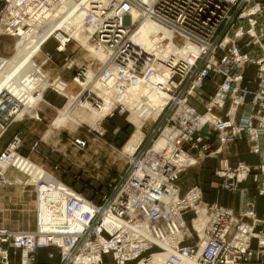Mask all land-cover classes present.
<instances>
[{"label": "built area", "instance_id": "2783aa9c", "mask_svg": "<svg viewBox=\"0 0 264 264\" xmlns=\"http://www.w3.org/2000/svg\"><path fill=\"white\" fill-rule=\"evenodd\" d=\"M66 2L3 0L0 35L18 40L42 33L58 19L52 14ZM134 4L140 6L134 0H90L82 6L86 9L83 25L109 55L98 79L129 69L132 83L151 80L163 92L167 102L158 118L150 121L161 122L159 137L150 148L129 157L130 166L116 187L117 194L99 203L67 186L55 187L45 180L31 183L36 189L48 185L60 193L65 197L63 205L57 200L48 202L47 223L45 213L38 210L37 231L1 227L0 264H13V256L19 257L17 264H36L38 252L46 249L57 250L59 262L52 264H105L108 256L115 264H151L156 254L164 253V264L193 259L200 264H264V231L257 230L264 218L258 217L254 198L246 193L236 213L206 202L199 186L182 195L178 184L181 174L200 161L193 163V156H214L223 147L245 140L261 162L252 167L227 160L215 175L230 192L238 191L253 176L257 195L264 198V0H155L147 12H139L169 30L171 39L163 40L162 46L171 43L185 51L183 56L176 51L163 61L145 52L138 59L147 71L127 66L136 51L142 52L133 41L134 31L123 22ZM51 39L57 43L56 52H67L69 37L58 33ZM70 58L66 57L69 69L75 65ZM248 66L255 67L257 88L253 91L244 86ZM84 74L85 69H80L76 79ZM50 89L64 92L54 86ZM24 98L0 93V137L13 123L24 120L20 116ZM111 100L110 116L114 110L131 115L117 94ZM162 136L169 145L159 151L155 144ZM76 144L85 147L87 142L78 139ZM20 147L16 136L1 153L0 163L8 162L28 175L15 166L19 158H25L18 152ZM0 174H4L2 168ZM188 214L191 225L185 218ZM57 256L48 255L50 259Z\"/></svg>", "mask_w": 264, "mask_h": 264}, {"label": "rangeland", "instance_id": "374dc122", "mask_svg": "<svg viewBox=\"0 0 264 264\" xmlns=\"http://www.w3.org/2000/svg\"><path fill=\"white\" fill-rule=\"evenodd\" d=\"M139 7L140 6L138 5V8ZM132 17L133 16L130 13H125V16L123 18L124 24H127V22H133ZM56 20H54V22ZM51 26H54V25L52 24ZM71 26L73 27L74 25H71ZM62 32L67 33V34H72V33L79 34L80 36L79 37L75 36L76 40L71 41V43L67 47V52L65 53L56 52L57 43L54 39H51L46 44V45H49L50 43V45L48 47L46 45L44 46L43 51L41 50V53L36 57L35 62L37 66L38 65L41 66L43 71L46 72L47 76H49L48 81H51L53 85H56L58 82H65L66 84L69 85V87L66 88V94L64 93L58 94L53 89H50V88L47 89L44 93V101L41 99L42 102L40 104V107L46 106V98H45L46 97L45 94H47L46 92L55 93L57 96L61 97L63 101L62 105L56 109L50 108L51 109L50 117L44 121L48 125V129H51V126H52L53 131L60 132V133L62 132L64 136V142L62 144H68L71 141L72 147L78 149L81 152V154L77 157L79 159L78 163H75L73 161L69 164L64 163L66 169L68 170L67 173L69 172V174L65 173V176H64L65 179H62V180L60 179L59 181L62 182L63 185L69 187L70 189L78 193H81L88 200L99 203L103 201L105 197L112 198L117 194L116 187L120 184L123 177H125L126 171L130 166L129 157L133 154L137 155L140 151H144L145 149H148L153 145V140H156L157 136L159 137L160 132H157V129L161 126V122L157 120L158 122H150V123H147V125L145 126L143 125L144 126L142 129V132L144 135L143 140L139 144L137 149L134 151V153L132 154H126L125 147L127 146L129 141L133 137V134L137 131V126H136L135 121L133 120L131 121L130 119L131 115H129L128 112L124 114H119V110H114L113 115L111 116L109 115L105 118H102L101 116L102 114H100V116L99 115L95 116L94 112H92L91 109L89 108H87V110H84L80 107H77L76 111L80 112V113L78 112L79 116L86 118L88 122H79V119L76 120L75 118L76 116L74 115H72L69 118L71 120H65L64 122H61L64 120V116H63L64 109L66 108L67 104L70 101L67 95L69 96L71 95L72 97L78 96L81 93V91H83L81 86L74 84L76 75L80 72V69H85V73L88 72V73L94 74L96 75V78H97V76H99V73L101 72V69H103L102 66L105 63V60H107L106 58L109 57L108 53L105 52L103 49H101L102 47H100L88 33H82V32L77 33L76 28H73L72 31L63 30ZM2 38H6L10 44H8V49L6 51V54L2 52V55L0 57L4 58V60L6 59L11 60L12 56L15 53V47L17 45V40L15 38L8 37L5 35L2 36ZM79 43L83 47L79 46ZM68 55H70L71 57L70 60L72 59L75 63V65H73L71 69L68 68L70 61H66V57ZM48 56H51V60L49 61H47ZM249 67H253L254 69H252L251 72H248ZM248 68H247V72H248L247 76L253 79L255 75V67L248 66ZM153 81H154V78H153ZM147 82L148 84H150L149 81ZM146 84L147 83L143 85H146ZM156 88L155 90L154 89L153 90L156 91L158 89ZM96 92L99 93L100 95L102 94L100 93L101 92L100 89L96 90ZM155 94L157 95V92H155ZM158 95L163 96L159 93ZM42 96H43V93H42ZM155 99H157V96H155ZM90 101L92 103L94 102V100L92 99ZM71 103H74V102H71ZM82 104H85L87 106L89 105L84 102ZM40 107L39 108L37 107L38 109L36 110L37 113L39 114V119L32 118L29 115H26L24 117V120L26 118H32L36 120L43 119L42 118L43 116L39 110ZM57 119H58V123L54 124L56 123L55 120ZM73 120L77 122V124H74ZM154 130H155V133H153ZM16 136H18L21 140V147L18 151L19 154L30 160L28 156L22 153V150H23L22 136L20 134H16L14 137ZM2 137L3 135H1L0 141ZM14 137L6 145V147L0 152V156H1V153H3L8 148L9 144L13 143ZM78 139L86 141L87 145L85 147L78 146L76 144V140ZM239 142L223 147L222 151L219 154H216L214 156H207L205 154H203L204 155L203 157L193 156L195 160H200V161L196 162V164L187 168L181 174L182 177H180L181 180H179L180 184L187 186L189 188L193 186H199V184H201L204 187L205 191L203 190L201 185L199 187H201L203 190L204 200L206 202L207 200H213V201L217 200L219 199V197H220V200H222L221 199L222 195L219 194V191H227V190L222 188V181H220L216 177L215 172L218 169L224 167L225 161L228 160L229 156H231V158H234V157L236 158L237 154L235 153L238 151H235V148L239 147V150L241 148L243 150L244 149L247 150L246 146L238 145ZM35 144H37V149L34 151L33 146ZM35 144L31 147V151L34 153H41L39 151V143L36 142ZM231 145L235 146L234 150L231 149L233 147V146L230 147ZM218 147H219L218 143L215 142L214 143L215 150H218L219 149ZM82 156H84V158ZM238 156L243 161L246 160L248 162H253L251 161L253 159L250 158L249 156L241 157V154H238ZM194 159H192L193 163H195ZM35 165L40 168L42 167L41 165H37V164ZM250 166L253 167V165H250ZM12 169L16 170L15 168H12ZM6 171L7 170L2 168V172H4V174L2 175L0 174L1 176L0 178L3 183L5 180L4 175ZM22 174L25 177L22 180L23 183L20 185L22 189L35 190L36 187H34L33 184L27 183L29 180H31L30 177H28V175L24 173ZM214 177L217 178L218 182ZM64 180L70 183L74 182V184L70 186ZM248 181L250 182V185L252 186L254 184L253 176H250L248 178ZM211 187L213 188L217 187V188L216 190H213L211 189ZM245 190L249 195L250 190L247 187H243V188L239 187L237 192H234V191L232 192V193H238L239 195H242L241 196L242 206L244 202L243 196L246 194ZM35 193L36 191L34 192V195ZM234 199H236V195L233 196V200ZM36 202L37 200L35 198L34 203L30 207L22 206V207H15V208L21 209V210H24V209L26 210L28 208L33 209L35 213V208L37 207ZM37 212H38V209H37ZM34 213L28 212V216L26 217H30V218L34 217ZM185 218H186L187 224L191 225V222H190L191 214L186 215ZM8 224H16V222H8ZM19 225H21L22 227H25V229L21 230V232L37 231L38 215H37L36 222L26 218V221L20 222ZM104 262L105 264H115L111 256L106 257L104 259ZM133 264H135V262Z\"/></svg>", "mask_w": 264, "mask_h": 264}, {"label": "bare ground", "instance_id": "6f19581e", "mask_svg": "<svg viewBox=\"0 0 264 264\" xmlns=\"http://www.w3.org/2000/svg\"><path fill=\"white\" fill-rule=\"evenodd\" d=\"M89 1L90 0H77L73 4V0H68V2H66L63 6H60L52 14L54 17L59 16L58 19L53 23L54 26L48 27L42 33L39 32L32 37L24 35L21 39L17 40L15 53L12 56V59H0V93H8L17 98L25 97V107L20 114L22 119L26 115L39 119V114L36 110L39 104L42 102L41 99L43 100L42 93L44 94V92L52 86L60 91H64L63 93L66 94V90L64 89L66 86L68 87V84L59 83L57 85H52L51 81H48L49 76H47L42 67L39 65L37 66L35 62L36 57L41 53L42 47L48 43L49 39L60 33L64 37H69L70 41H75V36L79 37V34H67L62 31H72L73 28H76L77 33H88L97 43L95 36L91 33V31L88 32V28L83 25L86 9L83 11L82 6H87ZM134 1H137V3H140L141 5L138 8V5L136 7L134 4V6L132 5V8L126 12L133 16V22H127V24L124 25L127 26L131 31H134L133 41L140 47L142 52L136 51L135 55L133 56L134 58L130 60L132 64H129L128 62L127 66H134V70L139 69L141 71H147L149 68L143 66L138 59L145 52L155 54L159 61H163V58L168 57L170 54H173L178 50H176V48L173 47L171 43L167 47L162 46L163 43L161 44V42H163V40L171 39L169 30L162 28L159 26V24L155 23L152 18L147 17V15L143 16L142 14L147 12L145 10L149 9L155 0ZM144 6H147V8L142 9ZM139 11L143 12L141 13ZM71 25L74 26L72 27ZM79 46L83 47L80 43ZM184 51L185 49H180L178 52L183 56ZM106 59L108 60V58ZM107 60H105L104 65L107 63ZM160 66V64H157V68H160ZM128 71L129 69L124 70L121 73L115 72L108 79L102 80L96 78V75L88 72L85 73L83 77H77L74 83L81 86L83 91H81L78 96L72 97L71 95H67L70 99V102L74 103H69L65 113L68 118L74 115L76 116V120L79 119L80 122H88L86 118L79 116L80 112L76 111V109L77 107H80L84 110L89 108L92 112H94L95 116H100V114H102V118H105L113 111L114 108L111 99L117 94L119 100L125 103L128 109L131 111L130 119L131 121H135L137 126V131L133 134V137L125 147V153L132 154L143 140L144 135L142 129L146 125L145 123H149L150 121L158 118L167 100L164 99L165 95L163 92H159L158 89L152 84L153 82H150V80V84H148V80L145 79L137 81L134 80L136 82L132 83V74H129ZM121 76L125 78L120 80ZM145 83L147 84L143 85ZM155 88L157 89L156 91H154ZM98 89H100V93H102L101 95L96 92ZM155 92H157V95ZM158 93L163 96H159ZM155 96H157V99H155ZM89 99L94 100V102L92 103ZM83 102L89 104V107L85 104H82ZM76 123L77 122L74 121V124ZM1 133L2 130H0V134ZM168 145L169 143L166 136H162L155 144V149L161 151ZM15 166H19L21 169L27 172L28 177L31 179L27 183L35 184L38 183L39 180H45L55 187L65 186L61 184V182L53 175L49 173L47 174L44 169L36 166L29 159L19 158V160L15 162ZM0 167L5 170L7 168H13L8 162L0 163ZM4 183H8V181L5 180ZM51 189L52 188L48 185H44L41 189L40 187L37 189V208L38 210L45 213V223L48 222L46 217L48 212V202L50 200H57L62 206V202H64L63 199L65 198H63L60 193L51 191ZM166 258L167 254L165 253L156 254L152 258L151 264H164ZM185 264L200 263L199 261L193 259L187 261Z\"/></svg>", "mask_w": 264, "mask_h": 264}, {"label": "crops", "instance_id": "0c3cea01", "mask_svg": "<svg viewBox=\"0 0 264 264\" xmlns=\"http://www.w3.org/2000/svg\"><path fill=\"white\" fill-rule=\"evenodd\" d=\"M3 6V0H0V10ZM9 41L6 38H2L0 36V50L1 52L6 54V51L8 49ZM46 45V44H45ZM44 45V46H45ZM50 45V43H49ZM49 45H46L47 47ZM42 47V51L43 48ZM53 47V45H52ZM248 72H251L253 67L248 68ZM247 72V75H248ZM246 75V79L244 82V86L248 87L251 91L255 90L257 88V83L255 82V75L254 78H250ZM75 84V83H74ZM69 87V85H68ZM208 90L211 91L210 87H208ZM45 93V92H44ZM46 106L40 107V104L38 108L40 107V112L42 114V118L40 120L32 119V118H26L24 121H19L13 123V125L3 134V137L0 141V152L6 147V145L12 140V138L16 134H20L23 138V150L22 153L30 158L32 162H34L37 165H41L42 169H44L47 173L53 175L57 180L65 179V173H67V169L64 165V163L69 164L72 161L75 163H78V156L81 154V152L72 147L71 141L68 144H62L64 142V136L62 132H55L52 129H48V125L45 123L44 120H47V118L50 117L51 109H56L60 107L63 103L61 97L57 96L55 93L46 92ZM251 97L248 96V100ZM43 101H44V94H43ZM69 103H71L69 101ZM67 104V106L69 105ZM66 106V108H67ZM37 108V109H38ZM66 108L64 109V120L61 122H64L65 120H71L66 116ZM57 124L58 119L55 120ZM80 122V121H79ZM77 124V123H76ZM39 143V151L41 153H34L31 151V147L35 143ZM237 145V144H236ZM238 145H244L247 147V150H243L242 148L239 150V147L235 148L237 154L236 158H231L229 156L228 160L231 164L237 163V162H245L249 165L256 166L261 162V158L257 155L251 154L249 151V144L247 141H241L238 143ZM233 146V147H232ZM231 149L234 150V145H231ZM229 149V150H231ZM238 154H241V157L249 156L252 158L253 162L243 161L240 159ZM84 158V156H82ZM239 157V158H238ZM80 167V166H79ZM78 167V168H79ZM6 173L4 175V179L8 181V183H3L0 178V228L6 227L14 231H21L24 230L25 227H22L19 225L20 222L26 221L27 219L37 221V207L35 208V213L33 209H29L36 198L37 205H38V193L37 189L35 190H26L22 189L20 186L23 182L22 180L25 178L22 173L12 169L7 168ZM79 172V171H78ZM69 174V172L67 173ZM1 177V176H0ZM182 177V175H181ZM215 178V177H214ZM217 180V178H215ZM181 180V179H180ZM68 185L72 186L74 182L70 183L64 180ZM218 182V180H217ZM62 183V182H61ZM217 184V183H216ZM196 185V184H194ZM198 185V184H197ZM201 184H199L200 186ZM219 185V184H218ZM179 186L181 188V194H185L189 187L181 185L179 181ZM202 186V185H201ZM217 186V185H216ZM247 187L250 190L249 196L255 199V208L256 212L259 218H264V198L259 197L257 195V187L254 183L252 186L250 185V182L247 180L244 183L240 185V188ZM203 190L204 187L202 186ZM217 188V187H216ZM216 188L211 187V189L216 190ZM22 189V190H21ZM26 190V191H24ZM28 191V192H27ZM36 191L35 195L34 192ZM205 191V190H204ZM237 192V191H236ZM244 193V192H243ZM245 193L246 190H245ZM219 194L222 195V200H207L209 203H218L219 205L229 207L233 209L236 213L240 211L242 208V199L241 196L238 193H232L230 191H219ZM248 194V193H247ZM236 195V199L233 200V196ZM36 205V206H37ZM14 208H12V207ZM22 206H28V209H17L15 207H22ZM9 207V208H7ZM28 212H33L34 217H26L28 216ZM8 222H16V224H8ZM36 228V226H35ZM257 230L264 231V225L258 226ZM253 246H256V241L253 242ZM54 252L57 256V250L56 249H46V250H40L38 252L37 256V263L36 264H52L59 262L58 256L54 259H50L48 257L49 253ZM12 263L17 264L19 263V257L13 256L12 257Z\"/></svg>", "mask_w": 264, "mask_h": 264}, {"label": "water", "instance_id": "95a60500", "mask_svg": "<svg viewBox=\"0 0 264 264\" xmlns=\"http://www.w3.org/2000/svg\"><path fill=\"white\" fill-rule=\"evenodd\" d=\"M205 133H206V131H205Z\"/></svg>", "mask_w": 264, "mask_h": 264}]
</instances>
